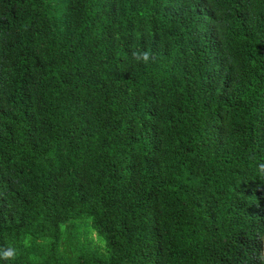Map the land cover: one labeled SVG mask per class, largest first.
<instances>
[{
	"label": "trees",
	"instance_id": "16d2710c",
	"mask_svg": "<svg viewBox=\"0 0 264 264\" xmlns=\"http://www.w3.org/2000/svg\"><path fill=\"white\" fill-rule=\"evenodd\" d=\"M261 162L264 0H0V264H262Z\"/></svg>",
	"mask_w": 264,
	"mask_h": 264
},
{
	"label": "clouds",
	"instance_id": "9594fccd",
	"mask_svg": "<svg viewBox=\"0 0 264 264\" xmlns=\"http://www.w3.org/2000/svg\"><path fill=\"white\" fill-rule=\"evenodd\" d=\"M134 59L138 62L142 61L143 63H148L151 54L148 51H133L132 53ZM258 174L261 176H264V162L258 163ZM23 246L24 247H30L31 246V237H26L23 240ZM19 255V248L15 245H6L3 247H0V260L5 261H15ZM259 260L264 264V249L261 250V253L259 255Z\"/></svg>",
	"mask_w": 264,
	"mask_h": 264
},
{
	"label": "rangeland",
	"instance_id": "374dc122",
	"mask_svg": "<svg viewBox=\"0 0 264 264\" xmlns=\"http://www.w3.org/2000/svg\"><path fill=\"white\" fill-rule=\"evenodd\" d=\"M93 237H94L95 239H97V241H98V235H97V233H94V234H93Z\"/></svg>",
	"mask_w": 264,
	"mask_h": 264
}]
</instances>
